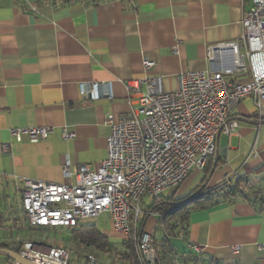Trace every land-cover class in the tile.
Segmentation results:
<instances>
[{"label": "crops", "instance_id": "1", "mask_svg": "<svg viewBox=\"0 0 264 264\" xmlns=\"http://www.w3.org/2000/svg\"><path fill=\"white\" fill-rule=\"evenodd\" d=\"M249 6L248 0H0L4 215L24 221L25 180L63 185L66 163L96 169L106 160L111 134L106 119L119 121L136 107L129 102L128 81L159 78L161 91L170 93L178 89L182 73H211L219 62L230 65V54L211 64L207 49L241 36ZM145 60L155 67L144 70ZM84 83L100 84L112 98L82 100ZM236 118L233 135L216 140L209 174L194 171L178 188L185 196L206 177L208 189L242 190L243 195L189 214L169 240L175 264H264V123L254 118L251 99L241 103ZM28 128H49L52 134L38 143L12 137V130ZM63 130L75 138L65 140ZM158 220L153 213L144 230L153 235L157 250L165 235ZM191 245L202 252L196 254ZM0 264L10 260L0 256Z\"/></svg>", "mask_w": 264, "mask_h": 264}, {"label": "built area", "instance_id": "2", "mask_svg": "<svg viewBox=\"0 0 264 264\" xmlns=\"http://www.w3.org/2000/svg\"><path fill=\"white\" fill-rule=\"evenodd\" d=\"M248 2L241 36L207 49L211 64L230 54V65L219 62L215 72L182 73L178 89L170 93L161 91L159 78L128 81L129 102L136 107L119 121L113 116L106 119L111 129L108 155L99 167L73 168L66 163L63 185L23 182L21 213L29 227L73 230L109 215L112 233L136 242L142 264H159L153 235L136 234L141 218L153 214L149 203L143 202L158 199L183 185L194 171L205 169L216 154L217 138L232 136L238 127L236 111L244 100L253 101L254 118L259 125L264 123V0ZM154 67L148 60L143 63L146 71ZM80 97L97 101L112 98V93H103L100 84L84 83ZM11 134L17 142L27 136L31 143H38L47 140L52 130L16 129ZM63 136L75 138L67 130ZM3 149L7 151L8 146ZM190 248L196 254L202 252L199 246ZM19 255L35 264H72L71 252L63 247L42 253L35 244L25 243ZM83 260L82 264H103L94 254Z\"/></svg>", "mask_w": 264, "mask_h": 264}, {"label": "trees", "instance_id": "3", "mask_svg": "<svg viewBox=\"0 0 264 264\" xmlns=\"http://www.w3.org/2000/svg\"><path fill=\"white\" fill-rule=\"evenodd\" d=\"M207 165L204 170L209 174L210 170ZM206 179L205 177L201 186L185 196H175L172 199H166L162 195L149 203L147 207L148 210L159 214L158 226L163 229L165 233L162 239L163 241L160 242L162 243V248L159 250L156 248L159 264H175V259L169 255L171 249L169 247V240L175 237L177 230L187 223L190 213L206 207L218 205L229 197H242L243 195L242 190L237 192L236 189L230 188L208 189L207 186H205ZM148 218L149 216H143L141 218L136 232L137 236H139L142 230L143 233L145 232L144 230ZM8 219L9 218L4 215V211L2 210L0 197V227H2ZM71 234L74 241H77L80 245L86 246L88 250L95 249L101 252H109L112 249H118L123 252L125 261H129L132 264H142L140 256L135 252V248L129 241H111L107 234L100 231L95 225L82 223L77 228L71 230ZM22 248L23 247L0 245V249H9L16 253H20ZM11 262L10 260V263Z\"/></svg>", "mask_w": 264, "mask_h": 264}, {"label": "rangeland", "instance_id": "4", "mask_svg": "<svg viewBox=\"0 0 264 264\" xmlns=\"http://www.w3.org/2000/svg\"><path fill=\"white\" fill-rule=\"evenodd\" d=\"M195 176H197V173ZM198 176L199 178L201 177L200 175ZM199 181L197 182V185H199ZM195 189L196 186H193V188L188 192V194L194 191ZM182 194L183 193L179 191V188H174L169 191H166L163 196L166 199H172L175 196L180 197L182 196ZM143 203L148 204L149 201L145 200ZM142 206V208H144V205ZM23 220V222H20L10 217L8 220H6L2 227H0V244L8 243L10 245L14 243L15 245L24 246L25 243H32L35 244L37 246V249L42 253L47 252L49 248L53 247L67 248L72 255V264H82L84 261L83 257L88 254H94L103 264H132L131 262L124 260L123 252L118 249H112L109 252H101L95 249L88 250L86 246L80 245L77 243V241H74L71 234V230L35 229L29 227L26 219ZM85 224L95 225L100 231L106 233L111 241H129L131 245L135 248L136 252V242H134L130 238L125 239L117 234L112 233V224L109 215H103L97 221L88 220L85 222ZM155 246L156 243L154 244V249L156 250Z\"/></svg>", "mask_w": 264, "mask_h": 264}, {"label": "water", "instance_id": "5", "mask_svg": "<svg viewBox=\"0 0 264 264\" xmlns=\"http://www.w3.org/2000/svg\"><path fill=\"white\" fill-rule=\"evenodd\" d=\"M143 233V230L140 232L139 236ZM0 256L7 258L11 261L18 262L19 264H35L29 260L24 259L19 253H16L9 249H0Z\"/></svg>", "mask_w": 264, "mask_h": 264}]
</instances>
